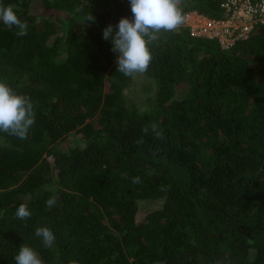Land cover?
<instances>
[{"label": "trees", "instance_id": "16d2710c", "mask_svg": "<svg viewBox=\"0 0 264 264\" xmlns=\"http://www.w3.org/2000/svg\"><path fill=\"white\" fill-rule=\"evenodd\" d=\"M221 1L180 8L222 18ZM0 5L28 24L17 36L0 21V82L35 112L27 139L0 131V264L22 244L43 264H264V23L228 47L184 22L161 30L135 75L147 95L129 103L135 77L103 38L132 19L129 0ZM152 123L163 139L142 131ZM70 135L80 142L61 145ZM149 199L161 206L142 216ZM44 226L50 248L35 236Z\"/></svg>", "mask_w": 264, "mask_h": 264}, {"label": "clouds", "instance_id": "9594fccd", "mask_svg": "<svg viewBox=\"0 0 264 264\" xmlns=\"http://www.w3.org/2000/svg\"><path fill=\"white\" fill-rule=\"evenodd\" d=\"M132 19L122 17L115 26L118 30L113 33V26L108 25L103 30V38L111 41L112 51L117 53V72L127 77L145 73L150 65L152 56L148 45L158 39L161 30L175 32L184 22L180 5L183 0H129ZM79 11V9H77ZM0 21L11 28L15 26L17 36H26L28 24L18 18L13 6L0 5ZM87 21H95L90 14ZM35 124V112L30 98L18 95L6 83L0 82V131L27 139L30 128ZM149 127L157 139H163V131L159 125L152 123L142 129L146 134ZM133 184H140L139 176L132 178ZM56 197L53 195L46 200L48 208L53 207ZM16 217L27 220L31 216L28 206L19 204ZM35 236L42 240L44 247L50 248L54 241L53 231L47 227H37ZM16 264H43L37 251L22 244L13 257ZM69 264H77L69 261Z\"/></svg>", "mask_w": 264, "mask_h": 264}, {"label": "built area", "instance_id": "2783aa9c", "mask_svg": "<svg viewBox=\"0 0 264 264\" xmlns=\"http://www.w3.org/2000/svg\"><path fill=\"white\" fill-rule=\"evenodd\" d=\"M222 18L209 17L198 10L186 13L184 22L192 35L217 37L228 47L246 38L259 23H264V0H222Z\"/></svg>", "mask_w": 264, "mask_h": 264}, {"label": "rangeland", "instance_id": "374dc122", "mask_svg": "<svg viewBox=\"0 0 264 264\" xmlns=\"http://www.w3.org/2000/svg\"><path fill=\"white\" fill-rule=\"evenodd\" d=\"M33 6L37 7V4H34ZM185 23V22H184ZM143 80H147L143 77V75H138L135 77L131 85L127 89V96L129 98V103L133 101L142 102L144 101L145 96L147 95L145 90L143 89V85L145 84ZM80 140L77 138V136L70 135L69 138L66 140L61 141V145L66 146L69 144H76L79 143ZM162 199H149V200H143L140 203V214L143 216L147 212L154 210L156 208H159L161 206Z\"/></svg>", "mask_w": 264, "mask_h": 264}]
</instances>
